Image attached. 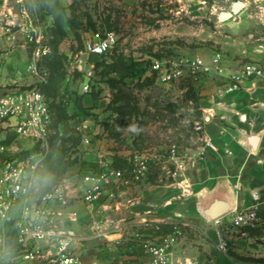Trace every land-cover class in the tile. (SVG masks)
Returning <instances> with one entry per match:
<instances>
[{
  "label": "crops",
  "instance_id": "0c3cea01",
  "mask_svg": "<svg viewBox=\"0 0 264 264\" xmlns=\"http://www.w3.org/2000/svg\"><path fill=\"white\" fill-rule=\"evenodd\" d=\"M245 3L242 11L226 20H221L220 14L231 9V0H192L187 4L178 0L174 6L177 13L186 10L192 19L200 18L208 9L209 20L218 28L216 35L209 38L214 43L211 47L184 51L189 57L202 58L212 70L194 79L201 141L188 147L171 146L177 147L178 158L186 161L179 176L169 173L175 166L169 147L149 151L147 174L135 180L130 159L136 155L128 156L127 152L111 149V143L94 139L97 129L91 135L84 133L90 142L83 141L79 146L80 165L70 169L60 182L67 211H75L77 216H66L59 223L60 229L71 232V248L84 262L148 264V256L136 244V235L153 233L149 230L152 225L168 231L171 224L181 223L185 233L174 246L169 264H264V78H245L239 89L228 90L245 63L256 62L264 67V18L250 12V1ZM6 7L5 1L0 3V14ZM24 37L14 41L8 35L0 36L1 88L18 79L19 69L27 72L28 62L19 66L28 53L21 43ZM218 54L221 72L214 62ZM86 122L88 132L93 126ZM207 140L215 147L207 146ZM0 143L9 149L0 152V158L35 146L33 139L18 134L1 119ZM100 162L122 170L124 177L108 185L98 201L88 204L84 200V175L98 169ZM1 173L0 161V176ZM219 204L222 207L215 213ZM254 204L260 205L263 220L251 226L235 225V211ZM0 228L2 251L12 256L8 259L16 264H43V259L20 263L16 258V232L11 230L5 235V226L0 224ZM222 239L228 241L227 252L218 247ZM40 247L44 256L55 251L47 243H40Z\"/></svg>",
  "mask_w": 264,
  "mask_h": 264
},
{
  "label": "rangeland",
  "instance_id": "374dc122",
  "mask_svg": "<svg viewBox=\"0 0 264 264\" xmlns=\"http://www.w3.org/2000/svg\"><path fill=\"white\" fill-rule=\"evenodd\" d=\"M4 1L7 8L17 15L19 22L23 20L22 8L27 11L25 19L32 20L41 36L40 44L49 47V51L42 53L39 61L40 75L46 77L47 58L53 50L50 44L52 16L39 11L37 0H0V3ZM59 1L67 7L66 14L70 15L69 6L74 0ZM77 1V12L82 11L80 26L76 30L68 26L67 35L58 47V53L63 55L62 63L66 73L63 89L67 87L71 93V97L67 98L66 110L68 116L73 118L67 122L68 129L82 135H91L97 129L99 132L94 139L104 140L106 144L111 143V149L127 152L128 156H148V152L154 151L155 148L160 151L178 144L188 147L201 141L202 123L197 117L200 115L199 110L196 103L186 96V80L190 78L161 82L152 68V59L178 60L182 56L189 57L184 52L186 50L211 47L214 43L209 38L216 35L218 28L209 20L210 11L206 9L200 18L192 19L186 10L177 13L174 6L178 4V0ZM247 1H250L253 8H250V12H258L264 18V0L245 2ZM183 2L187 4L192 0ZM84 12L86 14H83ZM88 15L92 17L94 26L87 21ZM243 19L246 22V15H243ZM99 29H113L117 32L119 39L114 53H123L129 62H136L128 74L122 76L117 72L107 73L103 65L97 66L103 59L111 62L112 54L101 57L84 52V40ZM21 35L24 33L19 32L20 37ZM176 39L179 40L178 43L168 44ZM21 43L26 46L28 52L19 64L23 67L31 58L32 47L25 37ZM81 63L86 67L94 65L92 89L89 92L82 88L84 73L77 69V65ZM19 70L20 78L15 82L10 80L3 89L0 87L1 92L39 84L36 75ZM79 99L82 106L78 104ZM55 111L57 112V109ZM86 121H90L93 126L92 129L88 128V132L84 127ZM82 142L83 137L77 146ZM77 146L69 149L71 157H80L76 152ZM126 157L123 155L122 159L127 163ZM79 165L80 159L74 167ZM76 172L78 170L70 174ZM1 232L0 228V237H3ZM10 256L2 251L0 245V258L8 259Z\"/></svg>",
  "mask_w": 264,
  "mask_h": 264
},
{
  "label": "built area",
  "instance_id": "2783aa9c",
  "mask_svg": "<svg viewBox=\"0 0 264 264\" xmlns=\"http://www.w3.org/2000/svg\"><path fill=\"white\" fill-rule=\"evenodd\" d=\"M244 2L246 0H243ZM21 22L18 21L12 9L7 8L0 14V36L8 35L12 40H18L19 32H23L27 43L31 44V58L27 63V72L38 77L41 83L45 77L40 75L39 61L42 53L49 51V47L42 46L41 36L32 20L25 19L27 11L22 8ZM13 28H18L13 30ZM118 34L113 29L93 31L84 40V52L94 55H105L118 44ZM221 55L214 58L216 69L221 72L219 63ZM152 68L161 82L168 83L174 79H197L208 73L212 67L200 57H181L180 59L153 58ZM77 69L84 73L83 90L92 89L91 81L94 77V65H77ZM264 78V67L256 62L245 63L241 74L233 77L234 81L228 90L239 89L245 78ZM0 119L13 127L22 136L30 137L35 141V150L22 154L14 153L0 158L2 173L0 176V224L5 226V235L8 231L16 232L17 260L20 263H37L43 259V264H102L99 260L84 262L71 248L72 234L70 231L59 228L60 220L66 216L75 218L77 212L67 211V199L62 185L43 197L36 195V172L40 167L49 148V130L51 112L49 102L39 84L27 88H15L0 94ZM83 141L90 142L89 137L83 135ZM206 145L214 148L211 140ZM6 145L0 143V152H7ZM174 168L169 170L172 177H177L185 169L186 161L178 158L177 147L169 149ZM149 156L136 155L130 159L131 174L135 180H141L149 169ZM124 172L115 169L105 162H100L99 168L84 175L86 183L84 200L88 204L98 201L107 191L108 185L119 183ZM111 194V193H109ZM112 195V194H111ZM61 203L57 204L56 203ZM51 203L55 204L51 206ZM263 220L260 215V205L254 204L244 210H236L233 223L238 226H251ZM10 228L7 229V226ZM184 225L176 223L171 231L151 234L138 233L137 245L148 256V264H169L172 250L184 235ZM40 243L51 245L55 251L44 256ZM219 249L227 252L228 241L222 239Z\"/></svg>",
  "mask_w": 264,
  "mask_h": 264
},
{
  "label": "trees",
  "instance_id": "16d2710c",
  "mask_svg": "<svg viewBox=\"0 0 264 264\" xmlns=\"http://www.w3.org/2000/svg\"><path fill=\"white\" fill-rule=\"evenodd\" d=\"M37 4L39 11L44 12V14L51 15L53 18V23L50 28V44L53 50L51 55L47 58L48 74L46 75L45 80L39 83L41 90L48 99L51 112V123L48 137L49 148L36 172V195L41 198L45 194L53 191L60 184L69 170L72 169L79 160L78 157H71L68 153L72 146H77L83 135L81 133L76 134L67 127L68 120L73 118V116H68L66 110V104L69 97H71V93L68 91L67 87L63 89V81L65 80L66 73L63 69V55L58 53V47L67 35L66 28L68 26L74 30L80 26V14L82 11L77 12V0H74V2L69 6L70 15L66 14L67 7H65L59 0H37ZM83 14H86V12ZM87 21L91 25H95L92 23V17L90 15L87 16ZM178 42L179 40L176 39L169 41L168 44ZM116 48L117 45L108 52L110 55L112 54L111 62H107L103 59L97 63V66L103 65L104 70H106L107 73L117 72L123 76L128 74L131 67L134 64L136 65V62H129L123 53H114ZM105 55H101V57ZM186 81H188L186 84L188 87L186 90V96L190 100H193L196 103V106H198V95L194 85V79L190 78ZM78 104L82 106L81 99L78 100ZM55 109H57V112ZM69 143H71V145H68ZM80 144L76 148L77 153H79ZM36 148L37 147L34 146L31 150H35ZM26 152H29V150L22 151L21 153L24 154ZM175 224H171L168 231H171ZM149 230L151 232L153 231V233L163 231L162 227L159 225H152L149 227ZM0 264L16 263L3 257L0 258Z\"/></svg>",
  "mask_w": 264,
  "mask_h": 264
},
{
  "label": "water",
  "instance_id": "95a60500",
  "mask_svg": "<svg viewBox=\"0 0 264 264\" xmlns=\"http://www.w3.org/2000/svg\"><path fill=\"white\" fill-rule=\"evenodd\" d=\"M232 1V7L229 11H222L220 14L221 20H226L232 17L233 15L239 13L245 6L246 3L243 0H231ZM253 144H255L256 138H252ZM210 215H216L213 212H210Z\"/></svg>",
  "mask_w": 264,
  "mask_h": 264
},
{
  "label": "bare ground",
  "instance_id": "6f19581e",
  "mask_svg": "<svg viewBox=\"0 0 264 264\" xmlns=\"http://www.w3.org/2000/svg\"><path fill=\"white\" fill-rule=\"evenodd\" d=\"M221 207H222L221 204L217 205L214 212L217 213L221 209Z\"/></svg>",
  "mask_w": 264,
  "mask_h": 264
}]
</instances>
